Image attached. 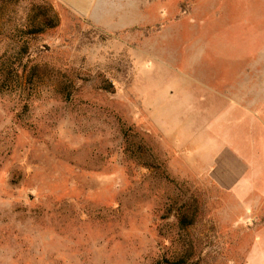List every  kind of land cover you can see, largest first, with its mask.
<instances>
[{
  "label": "rangeland",
  "instance_id": "rangeland-1",
  "mask_svg": "<svg viewBox=\"0 0 264 264\" xmlns=\"http://www.w3.org/2000/svg\"><path fill=\"white\" fill-rule=\"evenodd\" d=\"M81 10L0 0V264H264V0Z\"/></svg>",
  "mask_w": 264,
  "mask_h": 264
},
{
  "label": "trees",
  "instance_id": "trees-1",
  "mask_svg": "<svg viewBox=\"0 0 264 264\" xmlns=\"http://www.w3.org/2000/svg\"><path fill=\"white\" fill-rule=\"evenodd\" d=\"M52 12V7L48 4H46L45 9L39 6L37 10H33L30 15L32 25L30 26L29 31L33 32V34H42L46 30L53 28L54 25L52 24L54 20H57V17H50V14H54ZM183 224L184 222L181 221L182 226Z\"/></svg>",
  "mask_w": 264,
  "mask_h": 264
},
{
  "label": "crops",
  "instance_id": "crops-1",
  "mask_svg": "<svg viewBox=\"0 0 264 264\" xmlns=\"http://www.w3.org/2000/svg\"><path fill=\"white\" fill-rule=\"evenodd\" d=\"M65 1L74 7L83 9L81 11H88V9L94 6L96 0H65Z\"/></svg>",
  "mask_w": 264,
  "mask_h": 264
}]
</instances>
